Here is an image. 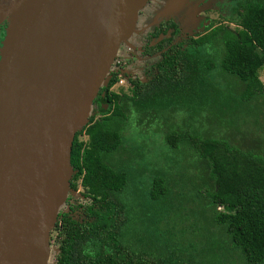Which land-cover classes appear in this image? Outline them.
<instances>
[{
    "label": "trees",
    "instance_id": "trees-1",
    "mask_svg": "<svg viewBox=\"0 0 264 264\" xmlns=\"http://www.w3.org/2000/svg\"><path fill=\"white\" fill-rule=\"evenodd\" d=\"M238 15L235 31L167 39L151 79L132 78L130 90L118 86L127 73L114 63L74 138L50 264H264V150L231 126L264 104V0H248ZM181 112L183 129L166 124ZM133 124L189 159L166 174L171 158L145 185L126 147Z\"/></svg>",
    "mask_w": 264,
    "mask_h": 264
},
{
    "label": "water",
    "instance_id": "water-1",
    "mask_svg": "<svg viewBox=\"0 0 264 264\" xmlns=\"http://www.w3.org/2000/svg\"><path fill=\"white\" fill-rule=\"evenodd\" d=\"M149 1L0 0V264H50L74 138Z\"/></svg>",
    "mask_w": 264,
    "mask_h": 264
},
{
    "label": "rangeland",
    "instance_id": "rangeland-1",
    "mask_svg": "<svg viewBox=\"0 0 264 264\" xmlns=\"http://www.w3.org/2000/svg\"><path fill=\"white\" fill-rule=\"evenodd\" d=\"M175 0H151L150 4L147 8H145L143 13H151V15L154 13V11L162 10V8H170L171 4ZM220 0H213L210 2V5L216 6L219 5ZM222 2H225V0H222ZM195 2L193 3H184V5H180L178 7H172L170 10L164 13L166 14V18L169 19L172 26L175 27V30L177 34H192L196 30V26L199 23V17L197 16L198 12L196 13L195 10L199 7H196ZM216 4V5H215ZM147 6V5H146ZM164 6V7H163ZM207 6V5H206ZM218 14H209L205 15L206 18L214 19L213 22H222L221 20L218 21ZM225 23V22H224ZM209 24V22H208ZM227 24V23H226ZM140 26V25H139ZM229 26L231 29H236V24L229 23ZM141 29V28H137ZM142 33V32H141ZM134 34L132 38L128 39L127 45H122L119 50V55L123 58H130L132 56V53L135 52L134 47L138 45L141 40L139 39V35L141 34ZM147 33V32H146ZM139 39V40H138ZM260 78L262 82L264 83V71L261 72ZM121 86V85H118ZM118 86H114L113 89L118 91ZM126 90H130L129 83L125 82L122 86ZM129 92V91H128ZM129 94V93H128ZM262 103V102H261ZM252 113L249 111H240L238 117L235 119V124H232L231 126L232 131L244 134L246 133V130L248 129L247 133L254 134L257 137L256 142L251 144H257L260 148L264 150V134L263 130H261L260 126H263V123L259 119V112H262L264 115V104H250ZM173 118H176L175 120H170L168 123H166L165 119L163 118V122L166 124L172 123L173 128L180 127L181 129L184 128V124L186 120H183L185 115L183 112L178 114L177 116H172ZM187 122V121H186ZM249 124V125H248ZM162 126V125H161ZM163 127H160L161 131ZM143 133L140 131V128H138L135 124H133L130 128H128L125 131V138H126V147L130 150H134L135 153H131L132 157L131 159L135 162L134 168H135V174L143 178V182H145V185H149L152 181V178L154 176V171L161 172L163 174V171L165 170V173L167 172L175 174L179 170V166L177 162L182 164V162H185L188 160V152L185 150L182 152L174 153L166 146L163 140V134L156 135L155 137H145L142 135ZM245 145V142L244 144ZM139 150L144 154V165L146 168H144V165H137V156L140 154L137 153ZM176 159V163L172 167H168L163 170L164 166H167L172 163V160ZM185 171H187L189 174L193 176L195 173V170H193L191 167L183 166L181 167ZM150 206V205H149ZM136 224V223H135ZM133 224V225H135Z\"/></svg>",
    "mask_w": 264,
    "mask_h": 264
},
{
    "label": "flooded vegetation",
    "instance_id": "flooded-vegetation-1",
    "mask_svg": "<svg viewBox=\"0 0 264 264\" xmlns=\"http://www.w3.org/2000/svg\"><path fill=\"white\" fill-rule=\"evenodd\" d=\"M150 1L145 8L148 7ZM211 1L213 0H184V3L195 2V4L192 5L199 7L195 10L196 13L198 12L197 16L199 17V23L192 34H177L175 27L172 26L169 19L166 18V14L164 15L165 10H170L171 8H162V10L154 11L152 15L148 12H140L138 28L141 29H138V31L139 33L142 32L139 35L141 42L134 47L135 52L132 53L130 58L126 59L120 56L119 59L115 61L117 67L124 66L125 72L127 73L124 79L129 83V87L132 78H142L144 74V76L146 75V80L151 79L155 72L154 69H151L153 67L152 63L156 58L161 56V53L166 51L163 45L167 39L169 40L172 37L175 43L190 37L199 38L219 27H225L226 29L235 31V29H231L229 23L233 25L236 24L235 22L238 20V13L240 10H247L248 0H225L226 3L220 0V2L217 3L219 5L215 4L216 6L210 5ZM184 3H182L181 6L184 5ZM209 14H218V21L221 20L223 23H216L213 22L215 21L214 19L206 18ZM7 27V22H4L0 26V50Z\"/></svg>",
    "mask_w": 264,
    "mask_h": 264
},
{
    "label": "built area",
    "instance_id": "built-area-1",
    "mask_svg": "<svg viewBox=\"0 0 264 264\" xmlns=\"http://www.w3.org/2000/svg\"><path fill=\"white\" fill-rule=\"evenodd\" d=\"M125 82H126V80L124 78H120L118 81V85L123 86Z\"/></svg>",
    "mask_w": 264,
    "mask_h": 264
}]
</instances>
